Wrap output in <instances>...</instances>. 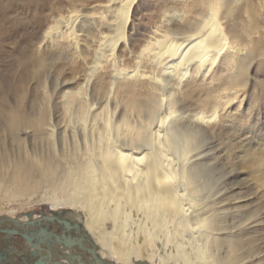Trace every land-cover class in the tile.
<instances>
[{
	"label": "bare ground",
	"instance_id": "1",
	"mask_svg": "<svg viewBox=\"0 0 264 264\" xmlns=\"http://www.w3.org/2000/svg\"><path fill=\"white\" fill-rule=\"evenodd\" d=\"M138 1L98 0L83 12L57 13L41 30L38 49L47 56L31 54L27 64L42 71L47 57L80 58L85 81L71 90L55 86L59 115L0 109V200L41 188L51 203L47 214L62 211L68 224L42 220L43 243L38 223L12 221L26 222L27 215H1L0 229L30 233L39 247L30 248L46 264L68 263L67 254L71 261L77 256L76 264H99L95 254L105 264H249L253 239L244 229L260 212L237 215L231 195L213 191L204 178L209 166L198 150L202 133H215L206 126L220 116L230 129L241 126L242 116L237 124L225 109L246 87L250 63L264 55V27L250 37L264 0H168L134 66L120 67L119 55L132 47ZM96 94L107 105L117 98L121 114L92 105ZM184 99L193 102L191 113L177 109ZM30 141L46 150L34 152ZM256 152L249 156L252 174L263 184L264 152ZM2 234L9 244L17 238ZM49 235L71 246L48 242ZM12 249L2 252L9 257Z\"/></svg>",
	"mask_w": 264,
	"mask_h": 264
},
{
	"label": "rangeland",
	"instance_id": "2",
	"mask_svg": "<svg viewBox=\"0 0 264 264\" xmlns=\"http://www.w3.org/2000/svg\"><path fill=\"white\" fill-rule=\"evenodd\" d=\"M97 1L0 0V109L13 108L32 116L39 114L41 110L51 113L55 111L56 115H59L61 110L59 106L60 90L56 89L55 86L59 82L64 84L62 91L82 86L85 81L83 66H86L84 61L80 58L75 62L70 61V59H65V56H59L55 60L47 57L45 66L40 71L39 67L35 68L28 65V60L31 54L35 57L40 56V53L41 56L42 54L45 57L47 56L46 51L40 52L43 49H38V39L41 30L45 29L50 23L52 24L50 18L52 19L57 13L67 14L73 9L83 12L86 7L93 6ZM160 4L166 6L169 3L168 0H139L137 2L135 17L131 22L132 28L128 32L129 36L131 35V40L133 39L132 47L123 52L125 55L123 53V55H119L122 64H118L120 67L132 68L134 66L137 51L152 36L151 31L154 26L160 24L161 12L158 10ZM256 26H259L258 29L253 27L254 29L252 28L251 31L256 32L264 27V10H262L260 16L258 15ZM255 32H252L251 38L253 34L257 36L258 33ZM259 57L262 60L264 55L258 56L248 67L246 87L243 91L238 88L234 103L225 109V112L229 111L233 114L236 123V117L240 118L242 116L241 126L236 125V128L233 126L235 130L230 129L229 123H226V118H222L223 121L221 122L220 116L219 121L206 126L209 131L213 127L215 133H202V142L198 150L201 157H203L201 162L204 161L205 165L209 166L204 168L205 173L203 175L205 179H211L213 182V191L223 192L222 196L231 195L229 199H233L231 200V203L234 204L232 206L239 210L237 215L248 213L250 215V213L253 214V210L260 212L248 221L249 224L244 229V236L252 237L253 242L250 246L254 248V254L257 255L252 254L250 258H245H248L245 260L248 262L252 260L249 264H264V259L261 261L256 260L258 257L264 258V183L255 180L254 173L252 174L253 162L250 160L257 153V150L258 152L261 150L264 152V89H262V86H264V62L261 67L258 64ZM90 59V56L86 57L87 61H90ZM36 70L38 71L36 72ZM38 72L41 76L36 75ZM233 91L236 90L233 89ZM184 100L181 103L177 102L181 104H176L177 109L185 114L191 113L194 110L193 102ZM116 102L117 98L108 103V106L105 98L96 94L94 100H92V105L98 108L105 105L108 106L109 111L121 114L123 105H118V103L116 109ZM202 109L209 111L207 107ZM5 141H8L7 138ZM8 144L7 148L10 149L9 141ZM29 145H33V147L29 146V149L33 148L34 152L37 153L46 150L45 145L40 141L38 143L30 141ZM40 189H36L37 194H27L17 200H0V216L6 213L16 216L30 210H34L35 214L33 216H37L40 209L46 212L51 203L42 197ZM27 218L29 217L27 216ZM18 228L15 227L18 231H24V229L19 230ZM16 237L12 242L14 243L13 246L12 243L4 242L7 239L3 240V234L0 233V248L4 246L0 250L3 251L7 247L16 248V254L9 255L8 258L3 254L5 258L2 259L0 264L32 263V255L35 254L31 251L34 249L30 248L29 242L21 235L16 234ZM23 248L25 250L22 251ZM6 258L10 263H6ZM76 259L74 258L72 261L67 259L69 262L63 263L70 264L72 262L76 264L78 261Z\"/></svg>",
	"mask_w": 264,
	"mask_h": 264
},
{
	"label": "water",
	"instance_id": "3",
	"mask_svg": "<svg viewBox=\"0 0 264 264\" xmlns=\"http://www.w3.org/2000/svg\"><path fill=\"white\" fill-rule=\"evenodd\" d=\"M61 212L62 211H51L50 212V214H47L48 213V210L46 211V212H44L43 210H38V212H37V214L38 215H40L41 216V218L39 217V218H37V219H33L32 218V216H33V214H35V211L34 210H30V211H25V213L23 212V213H19V215H23V214H26L28 217H29V220L28 221H26V222H21V221H18L17 219H12V221L13 222H16V223H19V224H23V225H26V226H29V225H36L37 223L39 224L38 226H39V229H38V235H39V241H40V243H43V242H45V240H44V237H45V234H46V232H45V229H44V227L43 226H41L40 224L42 223L41 221L42 220H48V221H55V222H57L58 224H60V225H65V224H68V221L66 220V219H62L61 217H60V215H61ZM45 213V214H44ZM0 221H1V218H0ZM53 221V222H54ZM0 230H2V229H0ZM0 232H2V233H5V232H10V233H12V234H19V235H21L26 241H28L29 243H30V246L31 247H33L34 249H38L39 247H38V245H37V243H35V242H33L32 241V236L31 235H29L28 233H26L25 231H18V230H16V229H9V230H6V229H4V230H2V231H0ZM64 236V235H63ZM55 238V240L58 242V243H60V244H62V245H67V246H71V241H69L68 239H65L64 237H63V239H61L59 236H57V235H49L48 236V242H50L51 241V239L52 238ZM79 246H82V245H79ZM4 248V246L2 247V248H0V249H3ZM23 250H25V248H23L22 249V251ZM31 252H35V253H33V254H35V255H32V259H33V261H32V263L31 264H46L45 262H43L42 260H41V257H39L38 255H36V251L35 250H32ZM61 256H62V254H61ZM95 256V258L97 259V263H99V264H105L103 261H101L100 259H98V256H97V254H95L94 255ZM66 259H70V257H69V255L67 254V255H65L64 256ZM77 256L74 254L73 255V258H76ZM5 257L3 256V253H2V250H0V262L2 261V259H4ZM59 264H64L63 262H61V261H57ZM70 264H72V263H70Z\"/></svg>",
	"mask_w": 264,
	"mask_h": 264
}]
</instances>
